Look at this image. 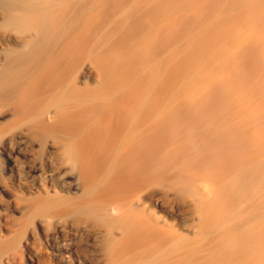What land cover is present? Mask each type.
Here are the masks:
<instances>
[{"label": "bare ground", "instance_id": "obj_1", "mask_svg": "<svg viewBox=\"0 0 264 264\" xmlns=\"http://www.w3.org/2000/svg\"><path fill=\"white\" fill-rule=\"evenodd\" d=\"M74 1L0 0V264H264V0Z\"/></svg>", "mask_w": 264, "mask_h": 264}, {"label": "rangeland", "instance_id": "obj_2", "mask_svg": "<svg viewBox=\"0 0 264 264\" xmlns=\"http://www.w3.org/2000/svg\"><path fill=\"white\" fill-rule=\"evenodd\" d=\"M87 1V3H89V1L88 0H75L74 2L76 3V4H82L83 2L85 3ZM86 3V4H87ZM83 5V4H82Z\"/></svg>", "mask_w": 264, "mask_h": 264}]
</instances>
